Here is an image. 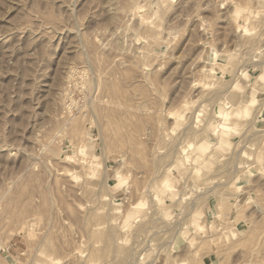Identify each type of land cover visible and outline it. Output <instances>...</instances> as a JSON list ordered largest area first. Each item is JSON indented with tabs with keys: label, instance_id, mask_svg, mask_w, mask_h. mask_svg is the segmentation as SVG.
Segmentation results:
<instances>
[{
	"label": "rangeland",
	"instance_id": "rangeland-1",
	"mask_svg": "<svg viewBox=\"0 0 264 264\" xmlns=\"http://www.w3.org/2000/svg\"><path fill=\"white\" fill-rule=\"evenodd\" d=\"M110 1L0 0V264H264V0Z\"/></svg>",
	"mask_w": 264,
	"mask_h": 264
},
{
	"label": "bare ground",
	"instance_id": "bare-ground-1",
	"mask_svg": "<svg viewBox=\"0 0 264 264\" xmlns=\"http://www.w3.org/2000/svg\"><path fill=\"white\" fill-rule=\"evenodd\" d=\"M124 1H125V2H124V5L126 4V5L130 6V5L128 4L130 0H128V1L124 0ZM111 2H113V0L109 2V5H110ZM116 2H117V1H116ZM126 2H128V3H126ZM130 2H133V1H130ZM112 4H113V3H112ZM114 4H115V3H114ZM133 4H134V2H133ZM107 5H108V4H107ZM107 5H106V7H107ZM109 5H108L107 8H109ZM115 5H117V3H116ZM118 5H119V4H118ZM118 5H117L116 7H117V8L119 7V9H120V7L122 8V6H123V5H119V6H118ZM126 5H125V6H126ZM125 6H124V8H126ZM131 6H132V5H131ZM112 7H114V6H112ZM112 7H111V9H112ZM107 8L105 9L106 11L109 10V9H107ZM117 8H116V9H117ZM132 8H133V6H132ZM111 9H110V10H111ZM116 9H115V10H116ZM246 9H248V8L246 7ZM110 10H109V11H110ZM121 10H123V9H121ZM49 11H51V10H49ZM112 11L114 12V9H113ZM116 11H117V10H116ZM116 11H115V13H116V18H117V17H118V16H117L118 13H117ZM119 11H120V10H119ZM113 12H112V13H113ZM108 13H109V12H108ZM112 13L110 14L111 18H112V16L115 14V13H114V14H112ZM119 13H120V12H119ZM120 14H121V13H120ZM108 16H109V15H108ZM114 16H115V15H114ZM114 16H113V17H114ZM44 18H46V20L52 22L55 26H56V25H60V19H59V16H58V15H55V14L53 13V11H51V12H47V13L45 14V17H44ZM111 18H110V19H111ZM116 18H115V19H116ZM113 19H114V18H113ZM115 19H114V20H115ZM143 25H144V24H143ZM14 28H15V27H14ZM117 28H118V27H117ZM146 28H147V27H146ZM114 29H115V28H114ZM136 29H137V28H136ZM10 30H11V29H10ZM116 30H118V29H116ZM116 30H115V32H116ZM147 30H148V29H147ZM20 31H21V30H20ZM44 31H45V30H44ZM78 31H79V30H78ZM120 31H121V30H120ZM9 32H10V31H9ZM9 32H8V33H9ZM41 32H42V31H41ZM113 32H114V31H113ZM155 32H157V30H156ZM5 33H6V32H5ZM118 33H119V32H118ZM118 33H116L117 36H119ZM122 33H123V32H122ZM122 33L120 32L121 35H122ZM157 33H158V32H157ZM157 33H156V34H157ZM16 34H17V33H16ZM77 34H78V33H77ZM79 34H80V33H79ZM111 34H113V33H111ZM131 34H133V33H131ZM7 36H8V35H7ZM142 36H143V35H142ZM80 37H81V36H80ZM120 37H121V38H120ZM135 37H136V34H135ZM81 38L84 39V38H86V37H84V38L81 37ZM119 38H120V39H118V43H116L117 46H118L119 42L123 39L122 36H119ZM157 38H158V37H157ZM77 39L79 40V38H77ZM87 39H88V37H87ZM80 40H81V39H80ZM115 40H117V39L115 38ZM119 40H120V41H119ZM82 41H83V40H82ZM88 41H89V40H88ZM92 41H93V40H92ZM92 41L90 40V42H92ZM131 41H132V39H131ZM115 42H117V41H115ZM121 42H122V41H121ZM121 42H120V43H121ZM123 42H124V41H123ZM92 43H94V42H92ZM92 43H89V44H92ZM95 43H96V42H95ZM95 43H94V44H95ZM98 43H99V42H98ZM82 44H84V47L88 46L89 48L94 46L93 44H92L93 46H92V45L90 46V45L87 43V40H86V41L84 40L83 43L81 42V44H79V45H82ZM123 44H124V43H123ZM123 44L121 43V46H123ZM95 45H96V44H95ZM99 45H100V44H99ZM71 46H72V45H71ZM97 46H98V45H97ZM97 46H96L95 48H97ZM134 46H135V45H134ZM84 47H83V45H82V47H80L82 51H83L82 48H84ZM99 47H100V46H99ZM119 47H120V46H119ZM150 47H151V46H150ZM76 48H77V46H76ZM86 48H87V47H86ZM89 48H88V49H89ZM84 49H85V48H84ZM88 49H87V51H86L87 53H84L86 49H85L84 52H82V53L88 55V53L91 52V50H89V51H90V52H89ZM90 49H91V48H90ZM92 49H93V48H92ZM97 49H99V48H97ZM119 49H120V48H119ZM121 49H122V48H121ZM148 49H149V47H148ZM131 50H132V49H131ZM96 51H97V50H95L94 52H96ZM94 52H92V53H94ZM101 52H102V51H101ZM130 52H131V51H130ZM137 52H138V51H137ZM137 52H136V50H135V53H136V54H137ZM149 52H150V51H149ZM80 53H81V52H80ZM82 53H81V54H82ZM92 53H90V54H92ZM99 53H100V52H98V53L96 52L95 54L98 55ZM138 53H139V52H138ZM217 53H218V52L215 51V52H214V56L218 55ZM81 54H79V55L81 56ZM84 54H83L81 57L85 56V57H86V58L84 59L85 61H86V59H87V61H89V62H91L92 64H94L93 67L95 68V70H94V68H90V67H92V65L90 66V63H89V62H86V63L89 64V65H88V66H90L89 68L92 69V70H94L93 72H94L95 75H93V77L96 79V81L98 80V81H97L98 84H95L96 81L94 80L95 82L93 83V85L95 84V85L100 86V87L103 89L102 91H104L105 93H108V95H109V94H110V95H111V94H112V95L116 94L115 92L118 91V90L116 91V89H118V88H116V86L112 85L111 83L106 82L105 79H103L102 71H101V68H100V64H99V62L97 61L98 58H100V57H99L100 55L98 56V58H96L97 60L94 59V60H95V61H94L93 59H91V58L94 57L93 54H92V56L89 54V55L91 56V58H89V56H86V55H84ZM136 54H134V55H136ZM139 54H140V53H139ZM142 54H143V53H142ZM144 54H145V53H144ZM148 54H149V53H148ZM101 55H102V54H101ZM134 55H133V57L136 58ZM137 55H138V54H137ZM146 55H147V54H146ZM146 55H145V57H146ZM151 55H152V54H151ZM95 56H96V55H95ZM104 56H105V54H104ZM96 57H97V56H96ZM101 57H102V60H103V56H101ZM143 57H144V56H143ZM83 58H84V57H83ZM109 58H110V57H109ZM152 58H153V57H152ZM100 59H101V58H100ZM110 59H111V58H110ZM113 59H114V58L112 57V60H113ZM143 59H145V58H143ZM146 59H151V58L148 57V58H146ZM81 60H83V59L81 58ZM102 60H100V62H101ZM125 60H126V59H125ZM152 60H154V59H152ZM127 61H128V60H127ZM143 61H145V60H143ZM147 61L150 62L151 60H147ZM106 62H107V61H106ZM110 62H111V61H110ZM112 62L114 63V61H112ZM130 62H131V61H130ZM83 63H85V62L83 61ZM128 63H129V61H128ZM137 63H138V62H137ZM139 63H140V62H139ZM109 64H110V63L108 62L107 66H108ZM146 64H147V63H146ZM104 65H105V63H104ZM104 65H103V66H104ZM111 65H112V64H111ZM120 65H121V64H120ZM129 65H130V64H129ZM146 66H147V65H146ZM146 66H145V67H146ZM148 66H149V65H148ZM109 67H110V65H109ZM119 67H120V66H119ZM149 67H150V66H149ZM106 68H108V67H106ZM115 68H116V67H115ZM121 68H123V67H120V69H121ZM90 69H87V70H90ZM131 69H132V68H131ZM72 70H73V69H72ZM72 70L69 69L70 72H68V73L70 74ZM87 70H85V71H87ZM111 70H112V69H111ZM204 70L207 71V70H210V68L207 67V68L204 69ZM114 71H115V70H113V72H114ZM117 71H118V70H117ZM140 71H141V70H140ZM142 71H143V70H142ZM111 72H112V71H111ZM152 72H153V71H152ZM72 73H73V71H72ZM72 73H71V74H72ZM114 73H116V72H114ZM69 74H68V76L71 77V75H69ZM91 74H92V73H91ZM122 74H123V73H122ZM142 74H144V72H143ZM109 75H110V74H109ZM115 75L117 76V73H116ZM115 75H114V76H115ZM123 75H124V74H123ZM68 76H67V77H68ZM91 76H92V75H91ZM114 76H113V77H114ZM126 76H128V75L126 74ZM137 76H138V75H137ZM111 77H112V76H111ZM124 77H125V76H124ZM94 78H93V79H94ZM134 78H135V77H134ZM66 79H67V78H66ZM91 79H92V78H91ZM93 79H92V81H93ZM128 79H129V77H128ZM68 80H69V79H68ZM70 80H71V79H70ZM125 81H126V80H125ZM125 81H124V82H125ZM135 81H136V80H135ZM70 82H71V81H70ZM110 82H111V81H110ZM131 82H132V81H131ZM137 82H138V81H137ZM144 82H145V81H144ZM87 84H88V83H87ZM95 85H94V86H95ZM137 85H138V84H137ZM155 85H156V84H155ZM98 86H97V87H98ZM126 86H127V85H126ZM89 87H90V86H89ZM97 87H95V88H97ZM100 87H98V88H100ZM140 87H141V86H140ZM92 90H93V89H92ZM95 90H96V89H95ZM141 90H142V89H141ZM97 91H98V90H97ZM97 91H96V92H97ZM257 91H258V90L252 88L251 93H250V96H251V97H250V98H243L244 101H245V103H244L243 106H242V107H243V109H242L243 112L247 113L248 110H249V108H250L252 105L255 104V102L257 101V96H256V92H257ZM92 92H94V91H92ZM92 92H91V94H92ZM98 92H99V91H98ZM104 92H103V93H104ZM65 94H66V92H65ZM94 94L96 95V93H94ZM97 94L100 95L99 93H97ZM95 95H94L93 97H95ZM104 95H105V94H104ZM128 95H131V94H128ZM139 95H140V94H139ZM101 96H102V92H101ZM106 96H107V95H106ZM120 96H121V95H120ZM96 97H97V96H96ZM140 97H141V96H140ZM147 97H148V96H147ZM99 98H100V97H99ZM102 98H104V97H102ZM102 98H101V99H102ZM114 98H115V97H114ZM114 98H111V100L114 99ZM127 98H128V97H127ZM89 99H90V97L88 98V100H89ZM91 99H92V98H91ZM96 99H97V98H95V100H96ZM101 99H98V100H99V101L97 100L98 102H96V101L94 100V102H95V103H100ZM105 99H106V98H105ZM132 99H133V98H132ZM135 99H136V98H135ZM126 100H127V99H126ZM128 100H129V98H128ZM128 100H127V101H128ZM103 101H104L105 103H108V102H106V101H108V98H107L106 101L103 99ZM103 101H102V102H103ZM118 101H119V100H118ZM137 101H138V100H137ZM148 101H149V100H148ZM111 102H112V101H111ZM116 102H117V101H116ZM129 102H130V101H129ZM85 103H86V101H85ZM126 103H127V102H126ZM134 103H135V102H134ZM146 103H147V102H146ZM89 104H90V103L88 102L87 105H89ZM116 104H117V103H116ZM124 104H125V103H124ZM131 104H132V102H131ZM87 105L85 104V107H86V108L89 107V106H87ZM90 105H91V104H90ZM99 105H100V104H99ZM102 106H103V105H102ZM105 106H106V105H105ZM126 106H128V105L126 104ZM126 106H125V107H126ZM97 107H98V109L101 108V107L99 108L98 105H97ZM103 107H104V106H103ZM103 107H102V108H103ZM118 107H120V106H118ZM138 107H139V106H138ZM81 108H82V107H81ZM83 108H84V107H83ZM90 108H91V107H90ZM94 108H96V107H94ZM105 108H106V107H105ZM110 108H111V107H110ZM114 108H116V107H114ZM122 108H123V107H122ZM116 109H117V108H116ZM133 109H135V108H133ZM84 110H85V108H84ZM84 110H83V111H84ZM88 110H90V109L88 108ZM91 110H92V109H91ZM96 110H97V108H96ZM113 110H114V109H113ZM92 111H93V110H92ZM98 111H99V110H97V112H98ZM105 111H106V110H105ZM119 111H120V109H119ZM124 111H125V110H124ZM129 111H130V110H129ZM228 111H229V110H228ZM78 112L80 113V111H78ZM85 112H88L87 109H86ZM85 112H84V113H85ZM97 112H96V111H95V112L93 111V114H94V113L97 114ZM111 112H112V110H111ZM131 112H132V111H131ZM150 112H151V111H150ZM79 113H78V114H79ZM82 113H83V112H82ZM82 113H81V114H82ZM112 113H113V112H112ZM114 113H116V111H115ZM119 113H120V112H119ZM121 113H122V112H121ZM68 114H69V113H67V115H68ZM78 114H76V115L74 116L75 118L72 117V121H71V119H70V122H71V125H70V126H71V130L73 131V133H75L76 131L79 130V119H81V118H82L81 116L84 115V114H82V115L78 116ZM114 115H115V114H114ZM132 115H133V114H132ZM63 116H64V115H63ZM98 116H99V114H98ZM105 116H106V115H105ZM121 116H123V113H122ZM124 116H125V114H124ZM135 116H136V115H135ZM227 116H228V115H224V116H223V119H224V120L221 121V122L218 124V126H217V127H218V132H221V131H222V132L226 133L227 131H229V129L225 128V124H224V123H225V119L227 118ZM111 117H112V116H111ZM70 118H71V117H70ZM96 118H97V117H95V119H96ZM106 118H107V117H106ZM152 118H153V117H152ZM108 119H111V118H108ZM112 119H114V118L112 117ZM112 119H111V120H112ZM149 119H150V118H149ZM115 120H116V119H115ZM115 120H114V121H115ZM126 120H127V119H126ZM126 120H125L124 122H126ZM133 120H134V119H133ZM128 121H130V120H128ZM135 121H136V120H135ZM137 121H138V120H137ZM151 121H152V120H151ZM96 122H97V121H96ZM102 122H104V121H102ZM111 122H112V121H111ZM111 122H110V123H111ZM115 122H117V121H115ZM122 122H123V121H122ZM143 122H144V120H143ZM105 123L107 124L108 122H105ZM128 123H129V122H128ZM115 124H116V123H115ZM117 124H118V123H117ZM126 124H127V123H126ZM131 124H132V123H131ZM133 124H134V123H133ZM139 124H140V123H139ZM120 125H121V123H120ZM142 125H143V124H142ZM102 126H104V125H102ZM112 126H113V124H112ZM126 126H127V125H126ZM106 127H107V126H106ZM106 127L104 126L103 128H105V130H106ZM113 127H114V126H113ZM116 127H117V125H116ZM119 127H120V126H119ZM119 127L117 128L118 130L120 129ZM130 127H131V126H130ZM139 127H140V126H139ZM139 127H138V128H139ZM142 127H143V126H142ZM103 128H102V129H103ZM114 128H115V127H114ZM121 128H122V127H121ZM124 128H125V127H124ZM128 128H129V126H128ZM131 128H133V126H132ZM107 129H108V128H107ZM110 129H111V128H110ZM129 129H130V128H129ZM136 129H137V128H136ZM136 129H135V130H136ZM60 130H61V129H60ZM69 130H70V129H69ZM118 130H117V131H118ZM121 130H122V129H121ZM125 130L127 131V128H126ZM149 130H150V129H149ZM109 131H110V130H109ZM109 131H108V132H109ZM111 131H113V130H111ZM114 131H116V129H115ZM117 131H116V132H117ZM137 131H138V129H137ZM142 131H143V130H142ZM103 132H104V131H103ZM103 132H102V133H103ZM116 132H114V133H116ZM130 132H131V130H130ZM132 132H133V131H132ZM138 132H139V131H138ZM140 132H141V131H140ZM112 133H113V132H112ZM126 133H128V132H126ZM104 134H105V133H104ZM116 134L118 135V133H116ZM124 134H125V133H124ZM132 134H133V133H132ZM132 134H131V135H132ZM134 134H135V132H134ZM137 134H139V133H137ZM106 135H107V134H106ZM119 135H120V134H119ZM121 135H122V134H121ZM121 135H120V136H121ZM125 135H126V134H125ZM139 135H140V134H139ZM107 136H108V135H107ZM107 136H106V137H107ZM111 136H112V135H111ZM135 136H136V135H135ZM135 136H134V138H135ZM142 136H143V134H142ZM116 137H118V136H116ZM124 137H125V136H124ZM128 137H129V136H128ZM138 137H139V136H138ZM138 137H137V138H138ZM153 137H154V136H153ZM125 138H127V137H125ZM157 138H158V137H157ZM115 139H116V138H115ZM115 139H114V140H115ZM122 139H123V138H122ZM150 139H151V138H150ZM45 140H46V139H45ZM45 140H44V141H45ZM109 140H110V139H109ZM112 140H113V139H112ZM117 140H118V139H117ZM117 140H116V141H117ZM134 141H136V140H134ZM151 141H152V140H151ZM106 142H107V141H106ZM119 142H120V141H119ZM123 142H125V140H124V141H121V143H123ZM48 143H49V141H48ZM112 143H114V142H112ZM153 143H154V142H153ZM107 144H108V143H107ZM117 144H119V143L117 142ZM123 144H124V143H123ZM136 144H139V143L136 142ZM202 144H203V147L200 146V148H201L202 151L206 152L207 149L209 150V149L212 148V146H215V145L220 144V143H219V141H218V142H215L214 144H212L211 142L203 141ZM108 145H109V144H108ZM119 145H120V144H119ZM112 146H113V145H112ZM127 146H129V145H127ZM172 146H173V145H172ZM116 147H117V145H116ZM118 147H119V146H118ZM121 147H122V146H121ZM119 148H120V147H119ZM123 148H124V147H123ZM126 148H127V147H126ZM138 148H139V147H138ZM138 148H137V149H138ZM140 148H141V146H140ZM120 149H121V148H120ZM172 149H174V148H172ZM122 150H123V149H122ZM139 151H141V150L139 149ZM149 151H150V150H149ZM172 151H173V150H172ZM120 152H121V151H120ZM142 152H143V151H142ZM154 152H155V151H154ZM121 153H122V152H121ZM212 155H213V154H212ZM150 156H151V154H150ZM185 156H186V155L184 154V157H185ZM121 157H122V156H121ZM123 157H124V156H123ZM134 158H135V157H134ZM185 158L188 159L189 156H186ZM120 159H121V158H120ZM131 159H132V158H131ZM131 159H130V160H131ZM149 159H151V158H149ZM158 159H159V158H158ZM194 159H195V158H194ZM122 160H123V159H122ZM134 160H136V159H134ZM144 160H145V159H144ZM151 160H152V159H151ZM190 161H193V160L190 159ZM122 162H123V161H122ZM130 162H131V161H130ZM152 162H153V161H152ZM133 163H134V162H133ZM132 165H133V164H132ZM157 166H158V165H157ZM149 167H150V166H149ZM158 171H159V170H158ZM154 174H155V173H154ZM56 181H57V180H56ZM167 184H170V183L167 182ZM84 185H85V184H84ZM84 185H83V186H84ZM45 187H46V186H45ZM22 188H23V187H22ZM81 188H82V187H81ZM79 189H80V188H79ZM81 190H82V189H81ZM88 190H89V189H88ZM20 192H21V191H20ZM84 192H85V191H84ZM90 192H91V190H90ZM6 193H7V192H6ZM9 193H10V192H9ZM24 193H25V192H24ZM18 194H19V193H18ZM20 194H21V193H20ZM37 194H38V193H37ZM37 194H36V195H37ZM39 194H40V193H39ZM85 195H86V194H85ZM91 195H92V194H91ZM14 196H15V195H14ZM16 196L18 197V195H16ZM98 196H99V195H98ZM13 198H14V197H12V199H13ZM15 198H16V197H15ZM19 198H20V197H19ZM12 199H11V201H12ZM49 200H50V198H49ZM41 202H42V201H41ZM17 204H18V203H17ZM43 204H44V203H43ZM14 205H16V201H15V204H14ZM18 205H19V204H18ZM23 206H24V205H23ZM13 207H14V206H13ZM13 207H12V208H13ZM19 207H20V205H19ZM17 208H18V207H17ZM17 208H15V209L17 210ZM13 209H14V208H13ZM21 209H25V208H22V205H21ZM25 210H26V209H25ZM86 210H87V209H86ZM86 210H85V211H86ZM54 211H55V210H54ZM85 211H84V213H85ZM95 213H96V212H95ZM0 214H1V213H0ZM51 214H52V213H51ZM119 214H120V213H119ZM22 215L24 216V214H22ZM23 216H22V219H23ZM25 217H27V216H25ZM87 217H88V216H87ZM86 219H87V218H86ZM90 219H91V218H90ZM78 220H79V219H78ZM29 221H30V220H29ZM91 221H92V220H91ZM83 222H84V221H83ZM174 222H175V221H174ZM64 223H65V222H64ZM84 223H85V222H84ZM71 225H72V224H71ZM87 226H88V224H87ZM140 226H141V225H140ZM69 228H70V227H69ZM87 228H88V227H87ZM107 228H108V227H107ZM89 229H90V227H89ZM157 229H158V228H157ZM111 231H112V230H111ZM93 232H94V231H93ZM143 232H144V231H143ZM263 233H264V231H263ZM90 234H91V233H90ZM258 234H259V233H258ZM87 235H88V234H87ZM109 235H110V234H109ZM109 235H108V238H109ZM135 235H136V234H135ZM88 236H89V235H88ZM100 238H101V237H99V239H100ZM113 238H114V236H113ZM73 239H74V238H73ZM94 239H96V238H94ZM153 239H154V237H153ZM262 239H263V238H262ZM75 240H76V239H75ZM75 240H74V241H75ZM136 240H137V239H136ZM253 240H254V239H253ZM93 241H94V240H93ZM103 241H104V240H103ZM259 241H260V240H259ZM259 241H258V242H259ZM258 242H257V243H258ZM113 243H114V241H113ZM146 243H147V242H146ZM133 244H134V243H133ZM261 244H262V243H261ZM261 244H260V245H261ZM131 245H132V243H131ZM144 245H145V244H144ZM260 245H259V246L257 245V247L259 248V247L262 246V245H261V246H260ZM252 246H253V245H252ZM113 247H114V246H113ZM133 247H134V246H133ZM143 247H145V246H143ZM143 247H142V248H143ZM254 247L256 248V246H254ZM99 248H100V247H99ZM258 248H257V249H258ZM261 248H262V247H261ZM134 249H135V248H134ZM101 250H102V249H101ZM136 251H137V250H136ZM142 251H143V250H142ZM253 251H254V250H253ZM262 251H263V250H262ZM82 252H83V251H82ZM88 252H89V251H88ZM88 254H89V253H88ZM130 254H132V253H130ZM130 254H129V255H130ZM134 255H135V254H134ZM112 256H113V255H112ZM124 257H125V256H124ZM122 258H123V257H122ZM128 258H129V257H128ZM79 259H80V258H79ZM82 259H83V258H82ZM126 259H127V258H126ZM116 260H117V259H116ZM124 260H125V259H124ZM130 260H131V259H130ZM130 260H129V261H130ZM83 261H84V260H83ZM83 261H82V262H83ZM131 261H132V260H131ZM84 262H85V261H84ZM114 263H115V262H114ZM131 263H132V262H131Z\"/></svg>",
	"mask_w": 264,
	"mask_h": 264
}]
</instances>
